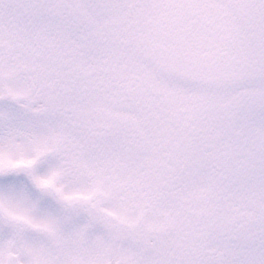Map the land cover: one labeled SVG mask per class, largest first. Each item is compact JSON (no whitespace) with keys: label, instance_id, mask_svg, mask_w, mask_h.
<instances>
[{"label":"snow or ice","instance_id":"1","mask_svg":"<svg viewBox=\"0 0 264 264\" xmlns=\"http://www.w3.org/2000/svg\"><path fill=\"white\" fill-rule=\"evenodd\" d=\"M0 264H264V0H0Z\"/></svg>","mask_w":264,"mask_h":264}]
</instances>
